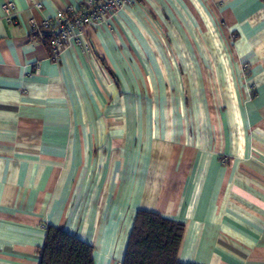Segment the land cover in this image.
I'll use <instances>...</instances> for the list:
<instances>
[{"label":"crops","instance_id":"obj_1","mask_svg":"<svg viewBox=\"0 0 264 264\" xmlns=\"http://www.w3.org/2000/svg\"><path fill=\"white\" fill-rule=\"evenodd\" d=\"M6 1L0 264H39L46 225L121 264L138 209L184 223L181 262L264 264V0H131L57 61L28 20L80 0Z\"/></svg>","mask_w":264,"mask_h":264},{"label":"trees","instance_id":"obj_2","mask_svg":"<svg viewBox=\"0 0 264 264\" xmlns=\"http://www.w3.org/2000/svg\"><path fill=\"white\" fill-rule=\"evenodd\" d=\"M44 43L50 32H44ZM184 223L148 209H138L121 264H194L177 258ZM93 247L53 225L45 226L39 264H94Z\"/></svg>","mask_w":264,"mask_h":264},{"label":"built area","instance_id":"obj_3","mask_svg":"<svg viewBox=\"0 0 264 264\" xmlns=\"http://www.w3.org/2000/svg\"><path fill=\"white\" fill-rule=\"evenodd\" d=\"M130 2L131 0H80L77 10H58L54 17L45 18L40 23L30 18L28 25L31 39L45 45L52 61H57L61 51L71 45L89 51L90 44L85 39L86 29L100 24ZM34 5L36 8L42 6L40 0H35ZM2 10L9 23L15 22L17 11L13 1H6ZM45 31L50 32L46 43ZM242 70L243 73L248 71V63H243Z\"/></svg>","mask_w":264,"mask_h":264}]
</instances>
